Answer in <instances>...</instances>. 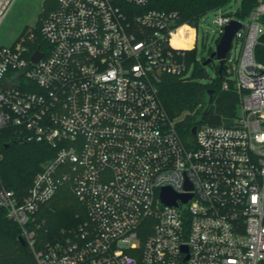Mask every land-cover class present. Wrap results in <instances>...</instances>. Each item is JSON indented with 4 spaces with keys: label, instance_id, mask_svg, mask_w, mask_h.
<instances>
[{
    "label": "built area",
    "instance_id": "obj_1",
    "mask_svg": "<svg viewBox=\"0 0 264 264\" xmlns=\"http://www.w3.org/2000/svg\"><path fill=\"white\" fill-rule=\"evenodd\" d=\"M13 2L0 0V25ZM148 2L58 0L39 28L0 46V143L10 129L56 149L23 197L0 174V207L34 264H264V0L245 19L213 11L220 38L242 23L224 62L239 116L199 124L189 143L159 84L190 74L192 47L180 44L177 13L144 9ZM65 181L86 216L40 246L46 220L37 213ZM165 187L177 205L163 200Z\"/></svg>",
    "mask_w": 264,
    "mask_h": 264
},
{
    "label": "trees",
    "instance_id": "obj_2",
    "mask_svg": "<svg viewBox=\"0 0 264 264\" xmlns=\"http://www.w3.org/2000/svg\"><path fill=\"white\" fill-rule=\"evenodd\" d=\"M58 0H48L43 16L47 15L57 6ZM234 0H149L144 9H158L176 12L178 22L183 26V35L180 44L188 51L192 63L190 74L186 77L164 74L159 84L160 97L170 117L181 115L189 111L177 123L180 136L188 143L192 140L191 129L197 123L230 124L239 116V94L235 81L228 79L226 64L220 71L216 60L210 64L217 73L212 83L202 82L208 76L204 62L208 59L200 57L196 44V29L202 16L219 8H224ZM257 0H242L236 11L239 18L245 19L256 6ZM40 23V22H39ZM26 32V31H25ZM24 32V33H25ZM264 39V36H263ZM41 47L43 42H39ZM205 45V42H204ZM193 46L195 48H193ZM214 50L211 48V53ZM200 57V59H198ZM257 57L264 62V46L257 48ZM229 81V87L223 88L224 82ZM216 91L213 102L205 113L207 90ZM199 109V111H197ZM202 118L199 122L198 119ZM18 139L10 129H4L0 151V174L6 186L16 192L18 196L29 193L35 176L42 170L45 162L53 158L56 149L45 142L17 141ZM38 219H45V225L38 232L40 246L45 242L60 237L62 229L77 226L86 216V208L75 195L72 184L65 181L58 189L56 195L44 203L37 213ZM21 229L17 222L7 216V211L0 207V264H34L35 257L28 243L20 240Z\"/></svg>",
    "mask_w": 264,
    "mask_h": 264
},
{
    "label": "rangeland",
    "instance_id": "obj_3",
    "mask_svg": "<svg viewBox=\"0 0 264 264\" xmlns=\"http://www.w3.org/2000/svg\"><path fill=\"white\" fill-rule=\"evenodd\" d=\"M241 1L242 0H234L226 9L230 12L237 11ZM47 4L48 0H14L3 23L0 25V46L13 45L25 31L39 28V21L40 18L43 17ZM213 17L214 12L209 13L204 19L202 26L199 27L198 52L200 57L209 58L211 55V48L215 50L217 41L220 39V33L216 31L215 23L212 20ZM204 34L206 36L203 38ZM215 62L218 64L217 60ZM206 70L208 76L203 78L202 82L212 83L217 77L213 64H207ZM197 111H199V109H197ZM167 112L169 114V111ZM188 114L192 115L189 111H185L181 115L171 118L178 122Z\"/></svg>",
    "mask_w": 264,
    "mask_h": 264
},
{
    "label": "water",
    "instance_id": "obj_4",
    "mask_svg": "<svg viewBox=\"0 0 264 264\" xmlns=\"http://www.w3.org/2000/svg\"><path fill=\"white\" fill-rule=\"evenodd\" d=\"M242 26L241 21L239 20H233L231 21L226 27L223 35L219 39V42L217 43L216 49L211 53L209 58L204 62V65L210 64L212 60L216 59L218 61V64L220 65V71L222 70L225 62V57L228 53V51L231 48L232 41L234 38L235 33L240 29ZM41 56V52L37 50L34 55H33V60H37ZM10 85H13L9 82H5L4 87H9ZM216 95V91L213 89L207 90L206 93V107L203 113L207 111L209 108V105L213 102L214 97ZM202 118H199L198 121L200 122ZM199 128V123L194 125L191 129V134L194 136ZM17 141H24L21 138L18 139H13L10 141V143H7L6 146L8 147L12 142H17ZM191 195H183V199L185 202L189 201ZM162 198L163 200L169 204V205H177L176 200L178 198V194H176L172 189L169 187H165L162 192ZM20 240L22 243H26L25 239L23 236H20Z\"/></svg>",
    "mask_w": 264,
    "mask_h": 264
},
{
    "label": "bare ground",
    "instance_id": "obj_5",
    "mask_svg": "<svg viewBox=\"0 0 264 264\" xmlns=\"http://www.w3.org/2000/svg\"><path fill=\"white\" fill-rule=\"evenodd\" d=\"M181 31H182V29H181ZM176 42V38H174V43ZM178 42V41H177Z\"/></svg>",
    "mask_w": 264,
    "mask_h": 264
}]
</instances>
